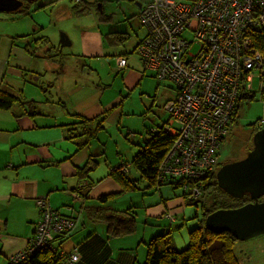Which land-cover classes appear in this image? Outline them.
I'll list each match as a JSON object with an SVG mask.
<instances>
[{
	"label": "crops",
	"instance_id": "crops-1",
	"mask_svg": "<svg viewBox=\"0 0 264 264\" xmlns=\"http://www.w3.org/2000/svg\"><path fill=\"white\" fill-rule=\"evenodd\" d=\"M56 1L46 0L44 3H39L36 9ZM141 6V3L135 2V8L129 9L128 14L114 19L113 15L105 12L103 2H100L96 27L91 32L96 35L93 41L100 47V50L95 54L87 52L86 43L91 40L83 39L84 54L88 57H95L101 68H109V71H112V74L119 78L116 87L119 90L124 89L127 95L139 84L140 79L148 71L152 72V77H155L152 70L143 67L136 51L137 44L146 36V30L138 17ZM112 32L125 33L127 40L122 45H116L110 35ZM40 37L45 36L37 38ZM37 38L32 39L30 37L29 40L31 41L25 45L27 46L25 54L21 51L24 47L21 42L17 51L12 52L11 49L12 58L8 56L6 60H0V88L3 91L12 95L16 94L13 90L14 84H17V79L14 78L16 75L22 77L24 73L28 72L41 77L46 74L45 70L49 68L45 63L39 64L44 68V71L33 67L36 60H41L40 58L45 60V55L41 51L37 53L34 49L33 41ZM45 38L49 40V38ZM29 45L33 51L28 49ZM13 46L14 44H12ZM30 52L36 58L30 55ZM132 55L136 56L135 62L131 58ZM58 57L55 58L56 61L52 62L57 65L54 67L56 70H53V67L50 68L55 76L63 74L64 64L61 63V57ZM119 57L126 59V66L123 69L118 67ZM111 63L113 64L111 65ZM8 72L10 73V80L6 82L4 79ZM80 73L82 74L83 70H80ZM33 84L38 89L37 84L35 82ZM43 88L44 86L40 83L39 90L41 93ZM45 88L48 91L50 87ZM60 89L64 90L62 101L57 98V101L54 102L43 96L40 99L35 96L26 98L29 101H34L37 111L39 110L37 107L42 104L45 106V110L38 112L40 113L39 116H28L34 111L31 108H28L27 110L30 111L27 112L18 107L19 109L15 110L18 114L16 118L11 112L0 111V264H7L12 256L28 247L35 225L40 218L36 200L42 197L47 198L51 208L64 212L63 208L68 207L66 210L68 213H64L69 214L70 212L75 222L74 231L61 245V251L69 256V254L74 253V249H77L79 258L77 261H68L65 264H139L145 254L144 245L140 240H148L155 231L154 227H149L153 223L152 220L157 218L152 216H159L161 217L160 221H167L165 214L173 216V212L176 211L175 208L181 204L180 193L169 187H162L156 192L146 189L144 186L145 190L138 192L136 197L124 195L115 198L113 206L117 210L131 207L143 208L141 212L143 217H137L141 223V234L139 235L136 232L135 235L108 239L104 234L103 226L85 224L83 214L78 209L75 210L74 207L71 210V205L79 199H74L72 192L73 189H77L79 183L75 176L76 169L85 165L89 155L95 157L99 163L98 168L103 166V169L89 175L88 180L92 185L83 198L85 195L97 197L117 190V186L108 178V173L118 164L115 167H111V164H107V162L106 165H101L100 159L104 150H102V146L94 147L93 141L96 138V133L87 146L78 147L76 143L65 140V127L62 126L74 123L75 117L70 114H78L83 120L93 119L95 122L91 126L95 124V127L102 121V126L105 117L116 108L117 103L122 98L123 91H119L121 97L113 106L115 102L106 105L102 103L104 92L99 85L70 81L65 88ZM170 89L175 96V91L172 87ZM21 91L20 94L25 98ZM122 100L123 98L120 102ZM49 104L53 105L49 107L47 106ZM55 105L57 110H54ZM52 107L53 114L49 109ZM3 113L10 115H3ZM53 115L54 117H52ZM37 119H43V121L39 122ZM49 119L52 121L47 122ZM79 127L81 128V126ZM81 132L82 130L79 129V133ZM131 179H136V177H131ZM83 198L76 202L78 207L93 203L92 200ZM74 206L76 207V204ZM180 219L182 220L180 225L185 224L183 220H186V217H180ZM83 223L84 225H82ZM167 223L169 222L167 221ZM173 223H177L176 217H174V221L169 223L171 228ZM181 234L184 236V233ZM184 240L180 242L179 247L185 245Z\"/></svg>",
	"mask_w": 264,
	"mask_h": 264
},
{
	"label": "built area",
	"instance_id": "built-area-1",
	"mask_svg": "<svg viewBox=\"0 0 264 264\" xmlns=\"http://www.w3.org/2000/svg\"><path fill=\"white\" fill-rule=\"evenodd\" d=\"M140 12L146 30L136 48L140 61L176 90L164 107L169 118L163 132L174 138L159 164L160 178H205L216 172L221 142L229 133L240 96L254 93L260 99L264 68L251 32L264 30V0H150ZM117 63L122 69L126 59L118 58ZM255 127L263 128L264 119ZM201 187L183 189L195 199ZM36 204L40 220L28 247L12 261L28 257L51 242L54 233H65L72 226L45 198ZM166 217L173 220L170 214ZM78 258L75 251L68 261Z\"/></svg>",
	"mask_w": 264,
	"mask_h": 264
},
{
	"label": "rangeland",
	"instance_id": "rangeland-1",
	"mask_svg": "<svg viewBox=\"0 0 264 264\" xmlns=\"http://www.w3.org/2000/svg\"><path fill=\"white\" fill-rule=\"evenodd\" d=\"M45 1L36 0L32 2L30 4L29 15L27 16H22L15 12H0V60H6L8 56L12 58L11 49L12 52L17 51L21 42L24 46L21 51L25 54L27 51V46L25 45L31 41L29 40L30 37L33 39L45 36L49 38V43L42 45L37 53L53 47L55 51H52L51 54L54 55L56 50H58L60 52L61 63L64 64L63 74L55 76L53 70H56L54 67H57V65L52 62L57 57L36 60L33 67L44 71L41 65L45 63L49 68L45 70L46 74L37 77L36 75H32V73L30 75L26 72L22 77L18 75L14 76L17 79V84H14L15 88L13 89L16 93L15 95L20 94V90H22L21 93L25 98L35 96L37 99H40L43 96L54 102L57 101V98H60L59 100L62 101L61 98L63 97L64 90L60 88H65L68 82L74 81L75 83L99 85L104 92L102 103L106 105L115 102L113 103L114 106L121 97L119 91H123L121 104L119 105L118 103L122 98L117 103L116 108L105 117L102 124L103 130L96 133L93 143L94 147L102 146V150H104V154L101 155L100 159L101 165H106V162L107 164H111V167H115L116 164H127L129 166V173L127 175L130 178L136 177L137 187L144 189L145 183L139 180V176L132 168L130 162L134 154L139 150V146L143 144V140L148 139L146 131L158 127L165 120L167 114L163 111V105L174 96V92L170 89L171 85L169 83H160L156 78L152 77V72L148 71L140 79L139 84L127 95L124 89L119 90L116 87V84L119 83V78L115 77V74H112L109 68H101L95 57H88L84 54L83 39L91 40L86 43L87 52L95 54V52L100 50V47L93 41L96 35L91 33L94 27H96L99 2H103L105 12L113 15L114 19H118L128 14L127 11L129 9H134L135 2L143 5L150 0H81V3H76L77 1L75 0H55L56 2H51L43 8L36 9L39 3H44ZM84 5L86 8L82 10ZM22 35H26V37L22 38ZM61 35H67L71 42L69 46L61 47ZM15 37L21 38L15 39ZM12 44H14L13 47ZM28 49L33 51L30 45ZM131 58L135 62L136 56L132 55ZM39 64L41 65L39 66ZM51 67L54 69H50ZM80 70H83L82 74ZM9 76L10 73L8 72L4 79L6 82H9ZM34 82L37 84L38 89L34 87ZM40 83L44 86L42 93L39 90ZM258 85L259 80L255 79L254 88L257 89ZM47 86L50 87L48 89L50 92L45 88ZM52 105L49 104L47 106L51 107ZM56 107L55 105L54 110H57ZM37 108L39 109L37 112L45 110L43 104ZM16 109L19 108L17 105H14L13 110ZM49 109L53 114V107ZM3 115L10 114L3 113ZM114 116L116 117L114 118ZM261 119H264V103L259 99V94H255L253 100L244 101L238 110L236 124L230 128L229 134L220 150L219 161L221 163L225 164L244 157L248 148L251 149V139L254 135H252V125L256 126V123ZM37 120L39 122L43 121V119ZM51 121L52 119L47 120V122ZM91 128L94 129L95 124ZM102 167H97L91 173L93 174L95 171L103 169ZM85 184L86 182L83 183V185ZM137 193L131 192L125 195L136 197ZM196 201L198 202L196 207L181 204L175 208L176 211L173 212V216L177 218V223L172 224V233L170 235L171 240L173 237L174 242L179 237V233L186 235L189 230L196 226V219H192L196 212L197 216L201 217L202 203L198 200ZM259 201H264V195ZM63 209L66 212L67 207ZM135 210L138 218L143 217L141 215L143 211L142 207L135 208ZM166 215L167 213L165 217ZM180 217H186L187 227H180V223H182ZM153 220L156 222V218ZM176 224L178 225L176 226ZM138 226L137 233L139 235L141 234V223H138ZM185 247L186 245L177 250H182ZM232 256L237 264H264V234H259L244 241H236L232 247Z\"/></svg>",
	"mask_w": 264,
	"mask_h": 264
},
{
	"label": "trees",
	"instance_id": "trees-1",
	"mask_svg": "<svg viewBox=\"0 0 264 264\" xmlns=\"http://www.w3.org/2000/svg\"><path fill=\"white\" fill-rule=\"evenodd\" d=\"M29 4L30 1L23 0V6L16 13L28 15L30 9ZM85 8L86 6L84 5L82 10H85ZM110 35L112 37V41L116 45H122L127 40V35L125 33L112 32ZM21 37L23 38L26 36L23 35ZM21 37H15V39H20ZM251 38L253 46L257 49L262 58V64L264 68V30L254 29L251 32ZM142 41H140L137 46ZM33 43L35 45V51H38L41 49L42 45H47L49 41L45 37H40L35 39ZM52 51H55L53 47H49L47 50L43 51L42 54L45 55L44 58H59L58 56H60V52L56 50V53L52 55ZM30 55L36 58V56L31 52ZM154 78L157 79L156 76ZM158 81L160 83H169L176 94L175 88L168 80ZM261 83L263 84V89L260 93V100L264 101V74L261 77ZM254 95V93H249L240 96L230 128L236 124V116L242 103L247 100H253ZM165 104L163 105V111L167 114L165 120L162 121L158 127L146 131L148 139L143 140V144L139 146V150L136 154H134L130 164L138 174L139 180L145 183L146 189L157 192L162 187H169L173 191H178L180 193L179 199L181 200V204L184 206L193 205L196 207L198 203L196 200L201 202L202 214L201 217L197 216V212L194 214L192 219H196V226L189 230L186 235L184 234V236L179 233V237L177 238L176 242L173 241V237L172 240L170 238L172 228L169 223L174 221V217H172L173 220H170L168 217L166 218L169 223H167V221H160L161 217H157L156 222L152 220L153 223H151L149 227H154L155 231L153 232V230H151L153 234L150 235L148 240H140L144 245L145 254L143 260L139 264H237L236 260L232 256V247L237 240L228 232L214 233L210 231L205 225V219L209 214L217 210L236 209L252 202V200L247 194L243 195V197L240 199H234L217 186L216 173L220 168L218 167V163L220 162L219 158L216 172L205 178L190 180L179 178H160L158 171L159 164L169 150L174 138L171 135L163 132V128L165 124H167V120L169 118L168 113L164 109ZM14 105H17L27 112L30 111L27 110L28 108L34 109L32 113L28 114L30 117H36L40 115V113H38L36 110V104L34 101L27 100L21 94L12 95L0 88V111L11 112L16 118L18 117V114H16L15 110H13ZM70 115L75 117V121L74 123H69L62 126L65 127L64 136L65 140L76 143L78 147L87 146L90 140L94 137V134L103 129L101 126L102 121H100L97 126L92 129L91 125L93 122H95L93 119L83 120L78 114ZM79 126H81V128ZM252 127L254 129L253 125ZM79 129L82 130L81 133H79ZM255 132L256 130L254 129L252 135ZM82 138H84V140L81 141ZM224 141L221 142L220 150ZM98 165L99 163L95 160V157L89 155L85 165L76 169L75 176L77 177L79 183L77 185V189L75 188L72 190L74 193V197H72L74 199L77 200L79 198L78 200H80L89 190L92 185L88 180L89 175L98 167ZM222 165H224V163H222ZM124 169H127V172H124ZM128 173L129 166L127 164L118 165L116 168L111 169L108 173V178L117 186L116 191L97 197H87V195H85V198L83 199L92 200V204L78 207V204L76 203L78 201L77 200L71 205V210H73L74 207L75 210L78 209L79 212L83 214V217H85V224L87 223L92 226H103L104 234L108 239H118L125 236L135 235L137 229L139 228V221L137 219L138 214L134 207L126 208L124 210H117L113 206L115 198L124 196L126 193L142 192L145 190L138 188L136 185L137 179H131L127 175ZM84 182H86L85 185H83ZM80 183H82V185H80ZM198 184L202 185V192L198 198L194 199L190 197V190L183 189L184 187H198ZM44 198L47 200L46 197ZM75 204L76 207L74 206ZM38 209L41 215V210L39 207ZM51 209L58 211L62 217L68 218L72 221L70 230L61 234L54 233L53 240L47 245L37 249L34 253L28 257H25L24 259L17 261H12L9 259L7 264H65L68 262L71 255L69 254L68 256L66 253L61 251V245L67 238L70 237V233L74 231L75 222L73 217L70 215V212L69 214H66L61 210L54 208ZM183 221H185V224H187L185 219ZM185 224H181L180 227L185 226ZM82 225H84V223ZM185 227H187V225ZM182 240L186 242V247L182 250H177L180 249L179 245ZM76 250L77 249H74V252Z\"/></svg>",
	"mask_w": 264,
	"mask_h": 264
},
{
	"label": "water",
	"instance_id": "water-1",
	"mask_svg": "<svg viewBox=\"0 0 264 264\" xmlns=\"http://www.w3.org/2000/svg\"><path fill=\"white\" fill-rule=\"evenodd\" d=\"M22 4L21 0H0V12H17ZM60 42L61 47L71 44L66 35ZM252 145L245 158L222 165L216 173L217 186L223 192L234 199L247 194L252 202L236 209L217 210L205 219L210 231L228 232L237 241L264 234V201H259L264 195V128L254 133Z\"/></svg>",
	"mask_w": 264,
	"mask_h": 264
},
{
	"label": "flooded vegetation",
	"instance_id": "flooded-vegetation-1",
	"mask_svg": "<svg viewBox=\"0 0 264 264\" xmlns=\"http://www.w3.org/2000/svg\"><path fill=\"white\" fill-rule=\"evenodd\" d=\"M253 130H254V129H253ZM252 132H253V131H252ZM251 143H252V139H251ZM252 147H253V145H252ZM250 150H251V149L248 148V150H247V152L245 153L244 157L246 156V154H247ZM244 157H243V158H244ZM243 158H241V159H243ZM241 159H239V160H241ZM239 160H236V161H239ZM236 161H232V162H236ZM232 162H228V163H232ZM221 166H222V163L219 162V163H218V167H221Z\"/></svg>",
	"mask_w": 264,
	"mask_h": 264
},
{
	"label": "clouds",
	"instance_id": "clouds-1",
	"mask_svg": "<svg viewBox=\"0 0 264 264\" xmlns=\"http://www.w3.org/2000/svg\"><path fill=\"white\" fill-rule=\"evenodd\" d=\"M81 2V1H80ZM77 3V2H76ZM254 129L257 131V130H260V129H263V128H256L255 126H254ZM220 155V154H219ZM227 164V163H226ZM174 217V216H173Z\"/></svg>",
	"mask_w": 264,
	"mask_h": 264
},
{
	"label": "bare ground",
	"instance_id": "bare-ground-1",
	"mask_svg": "<svg viewBox=\"0 0 264 264\" xmlns=\"http://www.w3.org/2000/svg\"><path fill=\"white\" fill-rule=\"evenodd\" d=\"M21 1L23 2V0H21ZM31 3H32V2H30V4H31ZM30 4H29V6H31ZM22 6H23V4H22ZM22 6H21V7H22ZM21 7H20V8H21ZM20 8H19V9H20ZM15 13H16V12H15ZM140 13H141V12H139V15H140Z\"/></svg>",
	"mask_w": 264,
	"mask_h": 264
}]
</instances>
